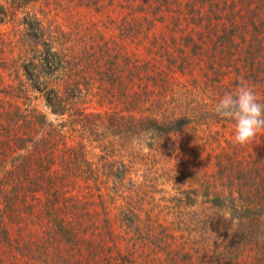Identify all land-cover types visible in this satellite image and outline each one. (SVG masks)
Instances as JSON below:
<instances>
[{"label": "trees", "instance_id": "obj_1", "mask_svg": "<svg viewBox=\"0 0 264 264\" xmlns=\"http://www.w3.org/2000/svg\"><path fill=\"white\" fill-rule=\"evenodd\" d=\"M92 1L102 14L120 7V21L80 52L30 15L22 34L10 32L17 53L0 70V264H202L167 247V238L184 245L183 235L135 203L150 182L126 185L141 167L168 166L188 148L186 131L201 128L195 108L178 115L179 93L191 91L175 82H217L211 92L222 95L243 80L264 103V0ZM81 130L85 143L74 139ZM225 147L212 166L184 170L197 187L181 202L195 198L206 212L197 243L217 242L225 264H264V148L243 158Z\"/></svg>", "mask_w": 264, "mask_h": 264}, {"label": "rangeland", "instance_id": "obj_2", "mask_svg": "<svg viewBox=\"0 0 264 264\" xmlns=\"http://www.w3.org/2000/svg\"><path fill=\"white\" fill-rule=\"evenodd\" d=\"M10 2L11 0H0V10L3 16V18L0 17L1 71H3L2 68H12L11 59L17 53L15 50V36H11L10 32L13 28H18L20 31L25 29L22 21L28 15L38 18L48 30L52 31L55 38L59 39L58 42H63V46L79 52L88 46V39L90 38L93 40L103 38L102 33L112 37L113 33L109 30H113L115 27L114 22L120 21V7L109 4L105 13L102 14L100 8L92 0H34L33 2L32 0H16L18 8ZM19 4H22V6ZM124 47V50L131 55L136 54L139 58L146 60L151 58V55L141 45L126 44ZM192 82L191 77L181 82H175L174 88L178 87L176 90L184 86L181 88L182 90L191 91L190 94L185 93L182 96L179 93L175 102H180V104H177L179 106L178 115L180 116L189 113L190 108H195L198 115L200 113L201 128L198 131L191 128L186 131L183 136L185 138L183 145L188 148L180 150L179 154L167 163L168 166L160 167L155 162L151 163L150 167H141L135 171L137 177L134 181L128 182L126 186L131 191L139 183L145 184L149 181V185L153 186V189H149L146 194H137L134 197L135 203H141L142 207L140 208L142 210H145V212L150 211L151 214L157 216V219L164 224L167 234L183 235L184 245L180 246L182 241L176 244L167 238V247L176 251L190 252L202 264H225L221 255L223 248L220 249L217 242L205 241L202 245L197 243V236L202 231L201 228H197V218L206 212L198 213L201 208L200 205L194 204L195 198H193L191 206L185 201L181 202L186 189L189 188L190 190L197 187V181H194V177L185 178L184 170L186 169L185 174H189L192 168L200 170L201 165L212 166L214 162L212 156L215 153L223 152L225 146H229L231 148L230 152H234L240 157H257L264 148V133L261 134L264 130L245 145L234 143L235 122L227 119L225 125L218 119V115L213 116L210 114L223 95V93L221 95L219 89L211 92L213 85L217 82L202 84ZM31 96L33 97V104L37 105L39 110L47 116L48 121H55L56 118L46 108L44 102L40 99H34L37 94L31 92ZM168 98L171 99L170 96ZM91 108L98 109L99 106L94 103ZM221 125H225V128L222 129ZM221 130L223 131L219 133ZM221 134H225V136ZM73 135L75 140L87 142L86 132L81 130ZM203 138L204 141H201ZM216 139L222 144L215 145L217 143ZM158 175L160 177L154 180ZM167 247L166 250L170 252ZM245 264L249 263L245 262Z\"/></svg>", "mask_w": 264, "mask_h": 264}, {"label": "clouds", "instance_id": "obj_3", "mask_svg": "<svg viewBox=\"0 0 264 264\" xmlns=\"http://www.w3.org/2000/svg\"><path fill=\"white\" fill-rule=\"evenodd\" d=\"M214 111L219 117L235 122L233 142L236 144L245 145L264 130V103L243 80L235 90L223 94L215 104ZM258 239L264 237L258 236Z\"/></svg>", "mask_w": 264, "mask_h": 264}]
</instances>
